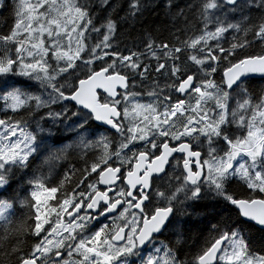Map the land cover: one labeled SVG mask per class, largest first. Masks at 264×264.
Listing matches in <instances>:
<instances>
[{"label":"snow or ice","instance_id":"6c2138e0","mask_svg":"<svg viewBox=\"0 0 264 264\" xmlns=\"http://www.w3.org/2000/svg\"><path fill=\"white\" fill-rule=\"evenodd\" d=\"M0 12V264H264V0Z\"/></svg>","mask_w":264,"mask_h":264},{"label":"trees","instance_id":"16d2710c","mask_svg":"<svg viewBox=\"0 0 264 264\" xmlns=\"http://www.w3.org/2000/svg\"><path fill=\"white\" fill-rule=\"evenodd\" d=\"M9 2H11V0H9ZM161 2H163V0H161ZM181 3L183 4V0H181ZM121 14H122V13H121ZM0 15H3V13L0 12ZM151 19L155 22V24H159L161 21L164 20V14H163V11H161V10H157L156 13L152 14ZM132 35H133V36H136L137 33H136V32H133ZM257 82L259 83V81H257ZM213 207H214V206L209 202L208 205H207V210H208V212H211L212 209H213ZM22 211H23L22 209H19V208H18V210H17V212H16V216H17V217H20V216L22 215ZM202 226H203V225H200V226H191V225H190V226H189V227H192V237H193V239L189 241V244H192V243L195 242L198 227H202ZM205 235H207V234L205 233ZM256 235H258V234H256ZM161 239H163V238H161ZM173 239H175V237H173ZM200 239L202 240L203 237H201ZM188 250H189L188 248H185V251H188ZM191 250H195V249H191Z\"/></svg>","mask_w":264,"mask_h":264}]
</instances>
